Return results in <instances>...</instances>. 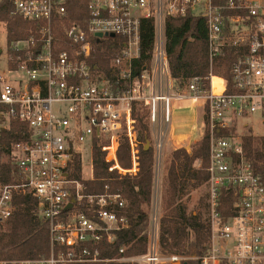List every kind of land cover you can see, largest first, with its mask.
Wrapping results in <instances>:
<instances>
[{
  "label": "built area",
  "instance_id": "2783aa9c",
  "mask_svg": "<svg viewBox=\"0 0 264 264\" xmlns=\"http://www.w3.org/2000/svg\"><path fill=\"white\" fill-rule=\"evenodd\" d=\"M69 1L86 3L87 19L66 24ZM13 5V15L36 22L38 29L10 40L0 23V161L14 166L11 180H0V231L16 211L17 197L31 194L37 214L49 225L51 253L41 259H0V264L99 261V243L114 241L127 225L118 212L127 201L120 192L84 194L72 165L91 155L97 143L110 171L136 174L135 103L148 108L154 127H167L172 100L184 98L204 107L210 132L204 183L209 239L201 264H264V182L245 155L243 135L222 133L237 124L249 127L252 115L264 125V0H13ZM188 15L206 20L210 70L205 79L194 77L184 93L170 76L164 26L168 16ZM144 18L156 19L158 37L149 67L135 74ZM57 20L65 26L64 39L55 34ZM95 40L118 43L111 59L117 69L113 81L93 68ZM61 42L67 48L58 49ZM13 121L25 124L29 136L9 147L2 132ZM124 142L130 167L119 153ZM229 194L235 203L226 217L222 207ZM120 260L172 264L184 259L161 256L153 240L148 254Z\"/></svg>",
  "mask_w": 264,
  "mask_h": 264
},
{
  "label": "trees",
  "instance_id": "16d2710c",
  "mask_svg": "<svg viewBox=\"0 0 264 264\" xmlns=\"http://www.w3.org/2000/svg\"><path fill=\"white\" fill-rule=\"evenodd\" d=\"M67 22L85 20L88 17L86 3L69 1ZM13 0H0V23L6 25L9 39L18 40L27 37L38 29L34 21H27L13 15ZM65 26L61 20L54 23V31L59 39L65 38ZM157 23L155 18L141 20L140 55L133 59L134 73H140L149 67L156 45ZM165 52L173 86L186 89L194 77L206 78L210 70L208 34L206 20L202 16L165 18ZM96 51L90 59L95 71H103L110 81L115 77V68L111 63L117 52L115 42L94 41ZM121 46V43L119 44ZM58 49L67 48L65 42L57 44ZM97 68V69H95ZM204 85L208 81L204 80ZM134 118L140 144L139 170L135 175L110 171L106 161V152L95 143L92 146L91 161L93 174L90 179L82 176L83 161L78 157L72 165V177L84 183V194H101L106 191L120 192L127 200L125 207L118 212L127 218V225L116 231L112 242L99 243V261L75 264H137L121 258H130L148 254L151 243V209L153 204V186L155 180L156 155L154 148L144 149V144L152 138L149 110L141 102L134 105ZM237 125L223 131L229 135L235 132ZM2 141L9 147L26 140L29 131L25 124L13 121L11 129L2 132ZM246 157L252 162L255 172L264 182V135H256L249 130L243 135ZM210 132L205 125L202 138L195 144L192 152L185 148L173 151L167 161L161 191L162 215L158 223L157 251L161 256L180 255L187 257V264H201L200 257L206 252L209 239V225L201 213L189 212L183 197L189 188L202 186L208 179ZM128 151L124 142L119 153ZM202 165L196 167V162ZM130 164V163H129ZM14 169L11 161H0V180L8 182ZM204 207V198H200ZM235 198L229 194L223 203L222 213L227 217ZM37 200L31 194L17 197V209L0 231V259H41L51 253L49 225L36 211ZM86 212L84 206L81 207ZM233 213V212H232ZM123 249V252H121ZM159 264H170L163 262Z\"/></svg>",
  "mask_w": 264,
  "mask_h": 264
},
{
  "label": "rangeland",
  "instance_id": "374dc122",
  "mask_svg": "<svg viewBox=\"0 0 264 264\" xmlns=\"http://www.w3.org/2000/svg\"><path fill=\"white\" fill-rule=\"evenodd\" d=\"M158 34V31H157ZM158 37V35H157ZM186 93V89L183 91ZM178 95L177 93L175 94ZM145 106V105H144ZM172 116L171 122L166 127L163 125H157L154 127L150 121L152 128V138L150 140V147L152 146L155 151V180L153 186V204L151 209V243L154 240L157 244V235H158V223L162 215L161 211V191H162V181L164 173L166 172L167 161L171 157L174 150L179 148H185L188 152H192L193 147L203 136L205 131V125L208 128L206 123L204 107L200 104H192L189 100L173 99L171 102ZM150 120V119H149ZM249 127L244 126L245 123L238 125L237 129L233 133L235 136L247 135L249 130L253 131L256 135H264V125L260 122L259 117L252 115L249 119L246 120ZM135 128L136 127L135 120ZM147 140V141H148ZM145 142L144 146L146 145ZM160 144L162 150L159 153ZM149 147V148H150ZM129 151L121 153L124 157V166L130 167L131 160L128 156ZM130 163V164H129ZM201 161L196 162V167H200L202 164ZM139 170V165H138ZM137 170V171H138ZM93 174L92 161L90 153L84 157L83 161V171L82 176L84 179H90ZM135 175V174H133ZM205 187L204 184L197 188H189L183 197V201L187 204L189 212L194 214L201 213L205 216V209L200 203V198H204ZM127 201V200H126ZM180 256V255H178ZM184 260L187 257L180 256ZM183 261V260H182ZM132 262V261H131ZM178 262V261H177ZM176 263V262H174Z\"/></svg>",
  "mask_w": 264,
  "mask_h": 264
},
{
  "label": "water",
  "instance_id": "95a60500",
  "mask_svg": "<svg viewBox=\"0 0 264 264\" xmlns=\"http://www.w3.org/2000/svg\"><path fill=\"white\" fill-rule=\"evenodd\" d=\"M98 36L101 37L102 33H99ZM112 36H114V35H112ZM149 147H150V140L147 141L146 145L144 146V149L147 150V149H149ZM72 205H73V203H70L68 207L70 208V207H72ZM172 264H187V263L186 262H183V263L176 262V263H172Z\"/></svg>",
  "mask_w": 264,
  "mask_h": 264
},
{
  "label": "bare ground",
  "instance_id": "6f19581e",
  "mask_svg": "<svg viewBox=\"0 0 264 264\" xmlns=\"http://www.w3.org/2000/svg\"><path fill=\"white\" fill-rule=\"evenodd\" d=\"M161 150H162V146H161V144H160V147H159V153L161 152Z\"/></svg>",
  "mask_w": 264,
  "mask_h": 264
}]
</instances>
